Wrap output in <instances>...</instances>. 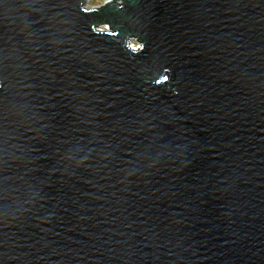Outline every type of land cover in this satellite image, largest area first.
<instances>
[{
  "label": "water",
  "instance_id": "water-1",
  "mask_svg": "<svg viewBox=\"0 0 264 264\" xmlns=\"http://www.w3.org/2000/svg\"><path fill=\"white\" fill-rule=\"evenodd\" d=\"M86 2L0 0V264H264V0Z\"/></svg>",
  "mask_w": 264,
  "mask_h": 264
},
{
  "label": "rangeland",
  "instance_id": "rangeland-1",
  "mask_svg": "<svg viewBox=\"0 0 264 264\" xmlns=\"http://www.w3.org/2000/svg\"><path fill=\"white\" fill-rule=\"evenodd\" d=\"M103 1L104 0H87L86 4H87L88 7H94V6L100 5Z\"/></svg>",
  "mask_w": 264,
  "mask_h": 264
},
{
  "label": "clouds",
  "instance_id": "clouds-1",
  "mask_svg": "<svg viewBox=\"0 0 264 264\" xmlns=\"http://www.w3.org/2000/svg\"><path fill=\"white\" fill-rule=\"evenodd\" d=\"M134 45V44H133Z\"/></svg>",
  "mask_w": 264,
  "mask_h": 264
}]
</instances>
